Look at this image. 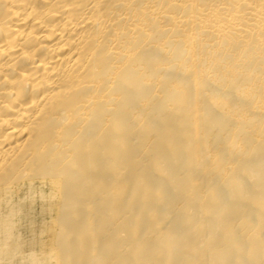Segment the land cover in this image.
Returning <instances> with one entry per match:
<instances>
[{
	"label": "bare ground",
	"instance_id": "obj_1",
	"mask_svg": "<svg viewBox=\"0 0 264 264\" xmlns=\"http://www.w3.org/2000/svg\"><path fill=\"white\" fill-rule=\"evenodd\" d=\"M0 264H264V0H0Z\"/></svg>",
	"mask_w": 264,
	"mask_h": 264
}]
</instances>
